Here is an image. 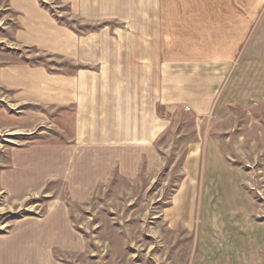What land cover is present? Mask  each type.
<instances>
[{"label": "rangeland", "instance_id": "obj_1", "mask_svg": "<svg viewBox=\"0 0 264 264\" xmlns=\"http://www.w3.org/2000/svg\"><path fill=\"white\" fill-rule=\"evenodd\" d=\"M61 7L62 19L75 22ZM15 26L0 0V66L66 68L55 67L57 58L16 43ZM195 68L200 70L195 75L205 76L204 67ZM219 68L215 97L205 103L152 101L153 134L145 151L130 152L122 166L113 162L87 183L66 163L63 178L12 183L18 171L14 158L24 160L22 150L53 138L49 127L60 134L56 127L69 115L60 114L55 125L49 118L55 111L18 103L0 87V249L24 228L53 224L55 215L65 219L72 242L41 241L53 264H253L256 259L264 264V248L240 252L248 241L264 243V100L221 103L223 83L235 67ZM160 76L154 67L153 90ZM209 82L210 77L185 81L183 94H205ZM210 144L219 150L215 165L208 163ZM232 198L241 200L229 202Z\"/></svg>", "mask_w": 264, "mask_h": 264}, {"label": "crops", "instance_id": "obj_2", "mask_svg": "<svg viewBox=\"0 0 264 264\" xmlns=\"http://www.w3.org/2000/svg\"><path fill=\"white\" fill-rule=\"evenodd\" d=\"M5 1L14 15V41L57 58L55 67L66 68L2 65L0 87L18 103L55 111L49 117L55 125L60 114H67L64 119L69 115L56 127L60 134L49 127L53 138L22 150L24 160L14 158L15 186H31L39 177L63 178L64 163L77 177L82 172L86 183L113 162L122 166L130 152L145 151L148 134H153L152 101L207 102L220 85L219 67H235L223 83L221 103L264 100V0ZM61 6L75 22L62 19ZM154 67L160 68L161 76L153 90ZM195 67H204L205 76L195 75L200 72ZM201 77L213 81L205 94H183L185 81ZM210 145L208 163L215 165L219 150ZM237 200L241 199L229 202ZM54 217L46 228L33 225L15 235L0 249V264H53L41 241L64 246L72 242L65 219ZM263 244L248 241L240 252L248 246L262 250ZM252 263L261 264L257 259Z\"/></svg>", "mask_w": 264, "mask_h": 264}]
</instances>
